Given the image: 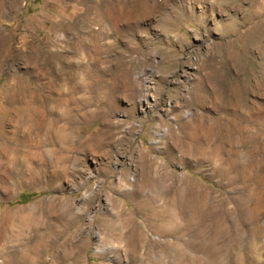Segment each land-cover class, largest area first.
<instances>
[{"label":"rangeland","instance_id":"obj_1","mask_svg":"<svg viewBox=\"0 0 264 264\" xmlns=\"http://www.w3.org/2000/svg\"><path fill=\"white\" fill-rule=\"evenodd\" d=\"M263 117L264 0H0V264H264Z\"/></svg>","mask_w":264,"mask_h":264},{"label":"bare ground","instance_id":"obj_2","mask_svg":"<svg viewBox=\"0 0 264 264\" xmlns=\"http://www.w3.org/2000/svg\"><path fill=\"white\" fill-rule=\"evenodd\" d=\"M253 34V33H252ZM251 34V35H252ZM248 38V37H247ZM253 38V37H252ZM254 39V38H253ZM252 40V39H251ZM228 42V41H227ZM220 46V45H219ZM227 46H228V43H227ZM218 48V47H217ZM220 48V47H219ZM215 48H213V50H214ZM224 50V49H223ZM215 51V50H214ZM217 51V50H216ZM215 51V52H216ZM217 52H219V51H217ZM220 52H222V51H220ZM219 52V53H220ZM214 54V53H213ZM209 55V54H208ZM242 59V58H241ZM213 60V59H212ZM204 62V61H203ZM216 62H217V60H216ZM220 62V61H219ZM241 62V61H240ZM206 63V62H205ZM244 64V63H243ZM203 66H205V64L203 65ZM247 66V65H246ZM205 69H206V66H205ZM208 69V68H207ZM210 70V69H209ZM218 70V69H217ZM221 70V69H220ZM215 72V71H214ZM213 72V73H214ZM222 72V71H221ZM243 72V71H242ZM209 73V72H208ZM205 74V73H204ZM210 74V73H209ZM208 74V75H209ZM222 74H223V72H222ZM220 75V74H219ZM200 77V76H199ZM202 77V76H201ZM214 77H215V75H214ZM219 77V76H218ZM202 78H205V77H202ZM220 78V77H219ZM215 79H217V78H215ZM214 79V80H215ZM204 80V79H203ZM209 82H210V80H209ZM211 82H213V81H211ZM197 83H199V82H197ZM203 83H206L205 81H203ZM214 83V82H213ZM216 83H218V82H216ZM221 83V82H220ZM201 85V84H200ZM199 85V86H200ZM205 85V84H204ZM218 85H219V83H218ZM218 85H216L217 87H218ZM210 86V85H209ZM216 89V88H215ZM208 90V89H207ZM211 91V90H210ZM201 92H203V91H201ZM199 93H200V91H199ZM209 93V92H208ZM199 95V94H198ZM201 96V95H200ZM203 96V95H202ZM208 97V96H207ZM198 98V97H197ZM206 98V97H205ZM193 99V98H192ZM207 99V98H206ZM193 101V100H192ZM190 102V101H189ZM198 102V101H197ZM203 102H204V100H203ZM205 102H206V100H205ZM239 102V101H238ZM216 103V102H215ZM219 104V103H218ZM248 109V108H247ZM261 111V110H260ZM243 112V111H242ZM245 112V111H244ZM247 114H248V112H246ZM236 114H237V110H236ZM251 114V116H252V113H250ZM240 115H242V114H240ZM239 115V116H240ZM245 115V114H244ZM243 116V115H242ZM247 116H249V115H247ZM256 116V115H255ZM259 118V117H258ZM264 118V117H263ZM226 119V118H225ZM238 119H240V118H238ZM248 119H249V117H248ZM243 120V119H242ZM251 120V119H250ZM254 120V119H253ZM262 121V120H261ZM260 121V122H261ZM53 122V121H52ZM232 122V121H231ZM231 122H229V123H231ZM234 122V121H233ZM249 122V121H248ZM67 124V123H66ZM259 124V123H258ZM215 125V124H214ZM231 125V124H230ZM264 125V124H263ZM227 126V125H226ZM221 128V127H220ZM225 128V127H224ZM62 129V128H61ZM52 130V129H51ZM209 130H210V128H209ZM224 130V129H223ZM260 130V129H259ZM226 131V130H225ZM229 131V130H228ZM256 131H257V129H256ZM223 132V131H222ZM250 132V131H249ZM224 133V132H223ZM222 133V134H223ZM227 133V132H226ZM260 133V132H259ZM219 135V134H218ZM229 135H230V133H229ZM260 135V134H259ZM215 136V135H214ZM222 136V135H221ZM251 137V136H250ZM215 138V137H214ZM225 138H227L226 136H225ZM249 138V137H248ZM240 139H241V137H240ZM249 139H251V138H249ZM241 141V140H240Z\"/></svg>","mask_w":264,"mask_h":264}]
</instances>
